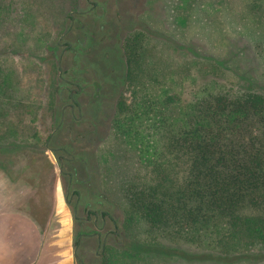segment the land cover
I'll return each instance as SVG.
<instances>
[{"label": "rangeland", "instance_id": "obj_1", "mask_svg": "<svg viewBox=\"0 0 264 264\" xmlns=\"http://www.w3.org/2000/svg\"><path fill=\"white\" fill-rule=\"evenodd\" d=\"M222 1L211 8L201 1L200 10L187 12L190 25L175 32L168 10L174 0H52L43 7L51 18L39 17L27 25V37L0 39V58L17 77L7 125L13 133L18 130L17 140L27 141V148L10 155L0 152V163L31 185L25 208L45 229L47 242L55 244L45 249V264H264V258L237 263L169 256L176 247L203 248L143 232L130 236L118 189L123 158L118 151L112 154L117 148L111 136L116 101L121 93L129 95L122 43L136 29H144L155 41L162 65L182 84L184 101L214 83L264 92V23L246 18L240 0ZM67 42L73 47L64 51ZM90 46L100 53L109 46L111 59L99 54L102 62L95 54L86 60L89 66H78L72 59L75 47L83 53ZM92 65L99 72L107 66L113 85L99 78ZM59 75L72 76L87 93H74L81 115L75 112L78 118H73L67 108L55 130L62 104L70 101L59 94L64 84ZM94 80L102 86L98 100L89 98L96 93ZM35 131L43 141H36ZM74 169L77 173L70 175Z\"/></svg>", "mask_w": 264, "mask_h": 264}, {"label": "trees", "instance_id": "obj_2", "mask_svg": "<svg viewBox=\"0 0 264 264\" xmlns=\"http://www.w3.org/2000/svg\"><path fill=\"white\" fill-rule=\"evenodd\" d=\"M51 1L0 0V39L27 37V25L33 26L39 17L51 18L43 8ZM201 1L209 8L219 4L174 0L168 7L175 32L190 25L187 12L200 10ZM240 5L246 18L264 23V0H240ZM122 50L129 95L121 93L116 101L111 136L117 147L112 154L118 151L123 158L118 189L127 233L203 248L199 252L176 247L169 254L185 259L240 263L264 258V92L249 85L214 83L184 101L182 84L164 68L162 53L144 29L129 33ZM16 78L0 58L4 155L27 148L24 138L17 140L18 130L13 133L7 125ZM33 136L42 140L38 131ZM0 166L16 178L7 165Z\"/></svg>", "mask_w": 264, "mask_h": 264}, {"label": "crops", "instance_id": "obj_3", "mask_svg": "<svg viewBox=\"0 0 264 264\" xmlns=\"http://www.w3.org/2000/svg\"><path fill=\"white\" fill-rule=\"evenodd\" d=\"M30 190L24 179L12 178L0 166V264H45V249L55 246L26 209Z\"/></svg>", "mask_w": 264, "mask_h": 264}, {"label": "flooded vegetation", "instance_id": "obj_4", "mask_svg": "<svg viewBox=\"0 0 264 264\" xmlns=\"http://www.w3.org/2000/svg\"><path fill=\"white\" fill-rule=\"evenodd\" d=\"M93 4H95V2ZM71 16H73V15L71 14ZM77 46H79V45H77ZM81 46L84 48L85 47V42H83ZM72 47H73L72 42H67L66 45L64 46V51L71 50ZM75 48H76L77 51L76 52L74 51L72 59L74 61L76 60L78 66L79 65L89 66V63L86 60L88 58L89 59L93 58L95 54H97V56H98L97 58L99 59V61H102V62H103V59L100 58L101 56L99 57V54L104 55L105 58L108 57L109 59H111L110 58V54H108V52L110 50L109 46H107V48L104 47V49L102 50L101 53H100V51L94 50L90 46L89 48H90V50H91L90 52H92V54H90V52H84V51L82 53V50L79 47H75ZM78 59L82 60V61H78ZM115 59L117 60V58H115ZM84 61H85V63H84ZM92 67L98 72L99 76H98V74H97V76L99 78H101L103 81H106L107 84L109 83V86L113 85V83L115 81V78L110 73L109 70L107 71V68H106L107 66H105L103 68V70L101 69L102 70L101 72H99V70L95 66L92 65ZM112 71H114V68H112ZM59 77L61 78V80H63V83H64L61 86V90H59V94H60L61 97H66L70 101H68L67 103H63L62 104V106H61V118H60L59 123H57V125H55L56 126L55 130H57V128H59L60 125L62 124V120L64 119L63 117L65 115V111H66L67 108H69V114H70L71 117L78 118V117L75 116V112H77V114L79 116L81 115V113H82L81 105H80V102L74 97V93H75V95L82 94V93H87L83 89V84L75 82L72 79V76H70L68 78H64L61 75H59ZM117 78H119V77L117 76ZM91 82H92L93 90L96 91V93L94 94V96H91L89 98H90V100H93L94 98H96V100H98L100 98L99 97L100 96L99 92L102 89L101 82L99 80H98V82L95 81V80L91 81ZM68 86H69V88H68ZM46 139L45 140H46V146H47V143H48L47 141H49V138H46ZM58 159L61 162L62 158L58 157ZM74 173L75 174L77 173L76 169H74L73 172H70V175H73ZM76 205H77V203L75 204V206ZM89 213H90V211L87 209V214H89ZM103 215H104V213L100 212L99 216L102 217ZM91 235H93V234H91Z\"/></svg>", "mask_w": 264, "mask_h": 264}]
</instances>
